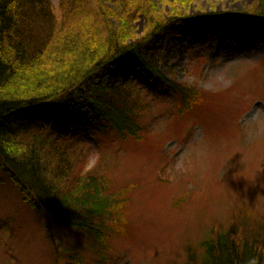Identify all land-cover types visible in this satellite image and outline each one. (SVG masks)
Listing matches in <instances>:
<instances>
[{
	"label": "rangeland",
	"instance_id": "374dc122",
	"mask_svg": "<svg viewBox=\"0 0 264 264\" xmlns=\"http://www.w3.org/2000/svg\"><path fill=\"white\" fill-rule=\"evenodd\" d=\"M172 1L159 4L164 15ZM254 2L191 0L188 15L167 25L156 49L144 43L157 73L199 91L188 109L136 56L97 72L109 84L133 80L150 105L136 137L71 129L91 149L85 168L107 163L114 188H127L126 234L113 236L107 264H183L188 249L201 254L211 232L226 229L241 210L264 218V17L245 12ZM229 19L241 24L249 47L226 32ZM133 25L140 36L145 17ZM223 39L238 50L227 58L218 47ZM242 227L264 239V225L246 220ZM0 264H55L44 218L3 171Z\"/></svg>",
	"mask_w": 264,
	"mask_h": 264
},
{
	"label": "trees",
	"instance_id": "16d2710c",
	"mask_svg": "<svg viewBox=\"0 0 264 264\" xmlns=\"http://www.w3.org/2000/svg\"><path fill=\"white\" fill-rule=\"evenodd\" d=\"M190 1L173 0L164 15L162 0H0V173L44 218L55 264H107L113 236L126 234L127 188H114L107 163L85 168L91 149L71 129L136 137L149 99L133 80L109 84L97 72L133 55L157 73L144 43L156 49ZM252 5L245 12L264 17V0ZM161 77L179 107L198 100L199 91ZM241 211L183 264H264V239L242 227L264 218Z\"/></svg>",
	"mask_w": 264,
	"mask_h": 264
},
{
	"label": "bare ground",
	"instance_id": "6f19581e",
	"mask_svg": "<svg viewBox=\"0 0 264 264\" xmlns=\"http://www.w3.org/2000/svg\"><path fill=\"white\" fill-rule=\"evenodd\" d=\"M225 26H226L225 30L227 33H228V30H230L231 33H234L237 37L241 38V40H238V41L235 40L236 43H241V44L245 45V47H249L253 43V41L250 38H245V37H243V35L242 36L240 35V30L242 27L240 23L232 22L229 19V21L226 23ZM225 42H227V41H225L224 39L221 40L218 44V47L222 48V50H224V55H225L224 58H227L228 56H230V54L233 55L234 52H236L238 50L233 47L235 45H232V44L230 45V43L228 44ZM230 42H232V41H230Z\"/></svg>",
	"mask_w": 264,
	"mask_h": 264
}]
</instances>
